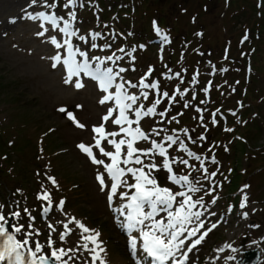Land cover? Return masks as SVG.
Listing matches in <instances>:
<instances>
[{
    "label": "rangeland",
    "instance_id": "rangeland-1",
    "mask_svg": "<svg viewBox=\"0 0 264 264\" xmlns=\"http://www.w3.org/2000/svg\"><path fill=\"white\" fill-rule=\"evenodd\" d=\"M261 2L76 0L65 7L67 0H36L39 6L29 17L43 12L62 17L58 22H70L76 33L70 41L73 40L79 54L84 53L79 55V63L112 70L114 80L107 92L98 88V81H88L83 72L72 77L83 86L74 89L72 81L65 83L63 77L67 71H63L61 63L48 69L50 56L42 52L44 49L40 55L36 51L44 40L41 37L37 41V25L44 23V35L48 21L28 18L23 26L16 22L9 29L0 25V174L5 172L23 183H15L13 177L12 180L0 177V214L9 221V227L8 224L5 227L10 234L21 241L28 239L24 251L34 250L38 242L43 250L37 255H48L51 238L53 247L68 252L64 257L68 264H93V254L82 247L81 230L74 222L69 223L74 218L100 233L99 241L104 249L100 256L105 264H150L141 247L142 240L137 245L138 253H133L129 246L135 233L127 229L124 205L128 199L122 198L121 193L134 194L135 189L127 185L135 180L126 172L122 180L127 185L118 187L109 201L106 197L112 180L105 165L111 159L95 147L100 137L93 128L101 124L105 133H117L101 139L100 146L105 151L115 152L108 140L131 139L120 133L123 125H113L119 115L113 100L100 103L107 94H115L116 85L123 84L121 91L138 97L128 110L133 123L127 126L139 127L147 139H138L133 145L141 150L133 159L140 155L142 164L121 163V167L155 164L156 169L144 170L151 172L159 186L173 193L184 192L193 202L202 198L203 206L197 204L192 211L203 212L200 219L204 228L191 243L212 224L217 225L192 253L188 252L185 264H240L245 252L256 251L251 250L254 246L260 251H257V264H264V7ZM53 4L55 7L47 6ZM19 7L20 4L12 11L3 12L0 22L10 21V16L20 12ZM69 13L75 14V20ZM141 27L147 30L140 31ZM54 31L56 38L62 37L57 27ZM94 33L99 35L93 38ZM65 38L60 39L61 50ZM95 44L98 46L94 47ZM32 60L40 62L50 75L44 80L37 77L31 68ZM61 88L70 90L74 96H55V91ZM48 89H51L49 93ZM62 108L65 111H60ZM110 108L112 115L104 121L102 118ZM149 108L154 111L145 115ZM136 111L141 113L139 118ZM168 136L175 143L167 140ZM153 141L165 148L171 174L188 176L189 184L199 191L191 192L189 185L169 180L170 173L163 167L165 157L152 148ZM81 143L91 146L93 156L104 164L93 163L78 147ZM98 174L105 180L103 191ZM44 193L49 194L50 200L38 199ZM244 196H247L246 207L241 208ZM181 200L183 197H176L173 210ZM45 208L49 210L45 212ZM14 212L20 215L13 216ZM166 218L163 211L155 217L163 221ZM197 223L193 220L189 229ZM64 224H68L70 231L61 240ZM13 226L21 227L22 231L14 233ZM185 233L181 239H185ZM225 244H231L237 251L225 248L219 252ZM187 246L182 249L187 251ZM229 256L237 259L228 260Z\"/></svg>",
    "mask_w": 264,
    "mask_h": 264
},
{
    "label": "snow or ice",
    "instance_id": "snow-or-ice-1",
    "mask_svg": "<svg viewBox=\"0 0 264 264\" xmlns=\"http://www.w3.org/2000/svg\"><path fill=\"white\" fill-rule=\"evenodd\" d=\"M76 0H67L65 7L69 5L75 4ZM33 3H36V0H33ZM49 7H55L53 5H47ZM72 20H75V14L69 13ZM32 19H42L44 21H48L55 28L58 26V20L63 19L62 17H57L55 15H45L43 12L38 13L35 17H29ZM43 27V24L41 25ZM60 31L65 33L67 36L71 37L76 35L75 31L72 30V25L70 22L65 21L64 26L60 28ZM159 31V30H157ZM38 35H43V32L38 33ZM93 38L99 35L98 33L92 34ZM80 39H84V37H80ZM51 42L57 47L60 48L61 45L57 43L55 37L52 38ZM65 44L69 45L68 48V57L63 60V64L67 70V76L65 78V83H69L72 80L73 76H78L79 73L84 72L86 75H89L93 79L97 80L99 83V87L102 91L107 92L110 87H112L114 77L112 75L111 69H106L101 71L99 67H97L94 71L89 68L87 63H77L75 60L76 52H74L71 48L70 40H66ZM95 47V45H93ZM80 55H84V53H80ZM56 63L61 61V57L59 55L52 58ZM111 59V57H109ZM56 63H53V67H56ZM141 84L143 85V80H141ZM152 87H156L155 84L151 85ZM76 87H82V85L77 82ZM135 87V85H133ZM144 87H148V85H144ZM124 88L123 84L116 85V94L115 97L112 95H106L101 100L100 103L104 104L106 101L115 99L116 106L119 108V116L113 120V123L117 125H122L127 123L131 125L133 121L128 119V116L125 114L126 109L131 108V104H125V100H130L133 104L136 102L138 97L129 96L121 92V89ZM145 97H147V93H143ZM167 95V94H165ZM158 104L159 101H156ZM60 111H65L63 108ZM154 111V108H149L148 112L145 115L150 114ZM113 109L108 110V114L105 115L102 119L107 121L109 117H111ZM136 116L139 118L141 113L136 111ZM163 113H161L162 115ZM70 118H72L70 116ZM138 123V121H137ZM79 127H83V125H77ZM93 132L99 135V139H96L95 147L99 148L102 155L109 157L111 159L110 164L105 165V170L108 175L111 177V192L109 194V201L112 200L113 196L116 194L117 188L122 185H127V181H123L121 178L125 175V173H130L135 180L134 184L127 185L129 188H134L135 193L131 196H127V193H121L122 198L127 197L128 203L124 205V208L127 209V229L131 232L133 230L139 231V236L142 240V249L149 257L152 258L153 264H165L166 261H171V264H185V261L188 259V252H191L196 245L200 244L201 241L205 238L209 231L212 228H215L217 225L212 224L211 228L207 229L203 232L200 237L194 240L190 245L187 246V251L183 252L181 259L177 260V253L185 246V239L193 237L197 232L200 231L201 228H204V222L200 219L203 215V212L200 211H192L193 208L196 207L197 204L203 206L202 198L195 202L192 201L191 196L186 195L184 192H176L173 193L170 189L161 187L157 184L155 177L151 175V172H145V168L156 169L157 166L155 164L151 165H143L140 168H122L120 164L123 163L127 165L129 163L142 164V160L140 155L134 154L141 152V150L135 148L134 142L138 139H147V136L139 127L135 129L121 128V132L125 133V135L130 136L131 139L124 140L121 139L119 142L115 140H108V143L115 147V152L105 151L104 148L100 146L101 139H105L107 136H116L117 133H105L104 126L101 124L99 127H94ZM167 140L172 141V136L166 137ZM127 145V153L126 157L121 160V146ZM78 147L86 153L89 158L95 164H104L103 160L96 159L92 153V147L86 146L83 143L79 144ZM183 148V144H181ZM152 148L159 150V155L165 157L163 162V167L166 169L170 175L169 180L175 184H180L183 182L186 185H189V191L196 192L199 191V188H196L193 185L189 184L188 176H175L172 175V169L169 165V161L166 157L165 148L157 144L155 141L152 142ZM151 151V150H148ZM142 154H147V152H143ZM189 155H194L189 153ZM214 162V161H213ZM183 163L187 164V161H183ZM214 176L215 173H212ZM51 179V178H50ZM97 180L101 185V190L104 188V177L100 174L97 175ZM53 183L55 181L53 180ZM247 187V185H245ZM183 197V200L178 202V206L173 210L174 203H177L176 197ZM38 199L50 200L49 194L44 193L43 196H38ZM247 202V196H244L241 201L240 207L245 208ZM212 203H215V198ZM60 207L63 206V200L60 201ZM148 209L147 211L145 209ZM49 209L45 208L44 211L47 212ZM27 212V209H25ZM167 213V222L165 223L163 220L155 219L159 212ZM13 216L18 217L20 213L14 212ZM212 215H215L212 213ZM247 216V213H244ZM193 220L198 221L195 227L189 229L187 225L193 223ZM74 222L75 225L81 230V239L84 241L82 247L93 254V264L97 260L100 261V264H105V260L100 256V253L104 251L101 246L102 242L99 241L100 233L95 231L94 229H89L84 226L80 221L75 220L73 218L69 223ZM147 222V223H146ZM9 221L7 218L0 214V260H4L7 258H13L17 264H25V258L20 249L26 245H28V239H24L23 241L15 238L13 234H10L8 229L5 227ZM31 227V224L29 225ZM51 228L52 226L49 225ZM65 232L60 234V239L63 240L65 235L69 233L68 224H64ZM55 231V229H52ZM22 231L21 227L13 226L14 233H20ZM187 232V237L185 239H181V236ZM84 233H89V235H84ZM39 234V233H37ZM25 235H31V233H26ZM91 243L92 247L89 248L88 244ZM130 250L135 253L137 248V240L135 237L130 238L129 240ZM48 248L50 249V254L48 255H37L42 252V246L37 242L35 244V249H28V255L30 259L27 264H49V261H52V264H68V261L64 259L65 256L68 255V252L62 248L53 247V241L49 238ZM225 248L230 249L232 252H236L237 249L233 248L231 244H225L223 247L218 249L219 252H223ZM72 251V250H68ZM71 259V257H69ZM228 260L237 259L235 256L227 257ZM139 264V262H138Z\"/></svg>",
    "mask_w": 264,
    "mask_h": 264
},
{
    "label": "bare ground",
    "instance_id": "bare-ground-1",
    "mask_svg": "<svg viewBox=\"0 0 264 264\" xmlns=\"http://www.w3.org/2000/svg\"><path fill=\"white\" fill-rule=\"evenodd\" d=\"M20 4V7H19V10H20V12L18 11V12H16L14 15H12V16H10L9 18H8V20L10 19V21H5V22H0V25H4V27L5 28H7V29H9L10 27H14V26H16V24H18V26H23V23L25 24V22H26V20L29 18V16H30V14H31V12H32V10L34 9V8H36V7H38L39 6V3H33V0H0V15L1 14H3V12L5 13V11H7V10H9V11H12L13 9H15L18 5ZM9 11H7V12H9ZM48 15V14H47ZM23 16V17H22ZM42 20V19H41ZM17 22V23H16ZM43 22V21H42ZM16 23V24H15ZM44 24V23H43ZM48 24H49V27H47L46 28V32H47V34L45 33V31H44V35H37V41L41 38V37H43L44 38V40L41 42V43H39V47H37V49H36V51H37V54H41L40 52L42 51V49H44L45 50V52L44 51H42L45 55H47V56H50L49 58H48V62H47V67H48V69L49 70H51V69H54L55 67H53L52 65H53V63H56L52 58L53 57H55V56H57V55H59L60 57H61V61L59 62V63H61L63 66H64V64H63V60L64 59H66L67 57H68V50L66 51V47L68 46V44H65V42H64V46L62 45V50H61V48H57L52 42H51V40H52V38L53 37H55V31H54V29L56 28H54L53 26H52V24L51 23H49L48 22ZM57 24H58V26H57V30L60 32V35L62 36V37H66L65 38V41L66 40H70V37L69 36H67L65 33H63V32H61L60 31V28H62L63 26H64V23H62V22H57ZM41 25L42 24H40V25H37L38 27V30H39V32L38 33H41V31L43 32V29H44V27H45V25L43 26V27H41ZM62 37L60 38H56L55 37V39H56V41H57V43H61V41H60V39H62ZM75 37V36H74ZM74 39V38H73ZM70 44H71V48H72V50L74 51V52H76V56H75V60H76V62L77 63H79L80 61H79V52L76 50V47L74 48V46H73V40L72 41H70ZM47 46V47H46ZM63 53L65 54L64 55V57H63ZM52 56V57H51ZM33 62V66H31V68H33V70H35L36 72V74L35 75H37V77H39V78H41V79H45L47 76H49L50 75V71L48 70H45V67L44 66H42L41 65V63L39 62L38 63V61H35V60H32ZM94 66V65H93ZM44 67V68H43ZM95 67V66H94ZM64 69H63V71L64 70H66V68H65V66L63 67ZM97 67H95V68H93V69H96ZM40 71H42V72H40ZM67 71V70H66ZM102 71V70H101ZM80 75V74H79ZM78 75V76H79ZM66 74H65V76L63 77V79H64V81H65V78H66ZM86 80V79H85ZM84 80V81H85ZM72 81V87L74 88V89H80L81 87H76V83L77 82H75L74 80H71ZM70 83V82H69ZM82 85V84H81ZM83 87V86H82ZM98 88H100V87H98ZM51 91V89H48L46 92L47 93H49ZM86 95L88 96L89 94L88 93H86ZM107 95H111V94H107ZM55 96H57V97H60V98H69L70 96H74V94L73 93H71L70 92V90L68 91V90H64V89H57L56 91H55ZM113 96V95H112ZM86 100H88L87 98H85ZM124 103H126L127 104V102L126 101H124ZM128 109H126V111H127ZM125 114H126V112H125ZM128 117H129V115H127ZM123 125V127L124 128H128V124L127 123H124V124H122ZM121 125V126H122ZM126 125V126H125ZM121 133V132H120ZM125 134V133H124ZM124 140H126L127 141V139H124ZM114 149H115V147H114ZM127 145L125 144V145H122L121 146V160H123V157H124V154H126L127 153ZM111 163V162H110ZM120 167H121V164H120ZM122 179V178H121ZM110 194V193H109ZM107 199H109V195L106 197ZM164 221H167V218H166V220L164 219ZM147 223V222H146ZM75 227H76V225H75ZM187 227L188 228H190L191 227V225L189 224V225H187ZM134 233H135V235H134V237L136 238V240H137V245H138V243H139V241L141 240V238H139L140 236H139V231L138 230H134ZM186 234V233H185ZM197 234V233H196ZM186 237H187V235H186ZM193 237H195V236H193ZM193 237H190V238H187L186 240H185V245H189V243H191V239L193 238ZM182 238V237H181ZM185 247V246H184ZM251 250H256V251H258L259 253H260V251H259V248L258 247H253ZM136 251H137V253H138V249L136 248ZM183 252H185L183 249H180V251L177 253V256H176V259L177 260H179V259H181V257H182V254H183ZM190 253H192V252H189V254ZM147 259V261L150 263V264H153V261H152V259H150L149 257L148 258H146ZM145 259V260H146ZM218 261H220V260H217V262ZM146 264H148V263H146ZM165 264H171V261H166L165 262Z\"/></svg>",
    "mask_w": 264,
    "mask_h": 264
},
{
    "label": "water",
    "instance_id": "water-1",
    "mask_svg": "<svg viewBox=\"0 0 264 264\" xmlns=\"http://www.w3.org/2000/svg\"><path fill=\"white\" fill-rule=\"evenodd\" d=\"M240 264H257L259 262V253L257 251L245 252Z\"/></svg>",
    "mask_w": 264,
    "mask_h": 264
},
{
    "label": "trees",
    "instance_id": "trees-1",
    "mask_svg": "<svg viewBox=\"0 0 264 264\" xmlns=\"http://www.w3.org/2000/svg\"><path fill=\"white\" fill-rule=\"evenodd\" d=\"M261 1H262V2H261L262 5H263V6H262V5H261V6L264 7V0H261ZM160 25H161V24H160ZM138 29H139L140 31H145V30H147V28L142 29V27H141V28H138ZM1 176H5V177L7 176V177H10V178L13 177L14 180H15V183L23 184V183L19 182L14 176H12V175H7L5 172L1 173V174H0V177H1ZM11 180H12V178H11ZM23 180H24V179H23Z\"/></svg>",
    "mask_w": 264,
    "mask_h": 264
}]
</instances>
